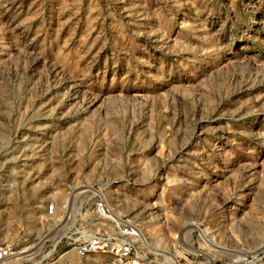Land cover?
Returning a JSON list of instances; mask_svg holds the SVG:
<instances>
[{
  "label": "rangeland",
  "instance_id": "374dc122",
  "mask_svg": "<svg viewBox=\"0 0 264 264\" xmlns=\"http://www.w3.org/2000/svg\"><path fill=\"white\" fill-rule=\"evenodd\" d=\"M66 184L161 263L264 264V0H0L6 264H111L49 253Z\"/></svg>",
  "mask_w": 264,
  "mask_h": 264
},
{
  "label": "built area",
  "instance_id": "2783aa9c",
  "mask_svg": "<svg viewBox=\"0 0 264 264\" xmlns=\"http://www.w3.org/2000/svg\"><path fill=\"white\" fill-rule=\"evenodd\" d=\"M90 188L86 198V192L76 194V187L66 184L61 199L46 204L44 213L54 242L49 253L62 257L73 251L79 258L102 253L110 257L111 264H164L148 251L141 228L116 210L102 187ZM18 250L13 244L1 243L0 264L16 257Z\"/></svg>",
  "mask_w": 264,
  "mask_h": 264
},
{
  "label": "bare ground",
  "instance_id": "6f19581e",
  "mask_svg": "<svg viewBox=\"0 0 264 264\" xmlns=\"http://www.w3.org/2000/svg\"><path fill=\"white\" fill-rule=\"evenodd\" d=\"M30 249H31V247H30ZM22 250H23V248H21V249H19L18 251H17V253H16V257H17V255H19L21 252H22ZM26 251H28L27 249H26ZM30 254H31V252H30ZM27 256H29V254H26V255H23L22 257L20 256V257H18V258H20V259H26L27 258V260H28V257ZM34 264V263H33Z\"/></svg>",
  "mask_w": 264,
  "mask_h": 264
}]
</instances>
